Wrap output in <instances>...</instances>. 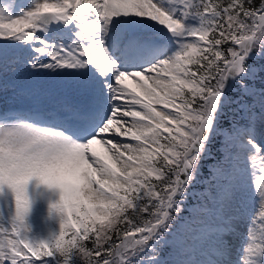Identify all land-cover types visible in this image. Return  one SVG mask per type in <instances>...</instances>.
Here are the masks:
<instances>
[{"label":"snow or ice","instance_id":"obj_1","mask_svg":"<svg viewBox=\"0 0 264 264\" xmlns=\"http://www.w3.org/2000/svg\"><path fill=\"white\" fill-rule=\"evenodd\" d=\"M81 262L264 264V0H0V264Z\"/></svg>","mask_w":264,"mask_h":264},{"label":"rangeland","instance_id":"obj_2","mask_svg":"<svg viewBox=\"0 0 264 264\" xmlns=\"http://www.w3.org/2000/svg\"><path fill=\"white\" fill-rule=\"evenodd\" d=\"M5 95L7 94L5 93ZM8 99L9 97L5 98L4 99L5 102H7ZM18 102L19 103H33V101L30 98H22ZM43 102L46 103L47 100H44ZM208 163H211V162L207 161L205 163V166H207ZM204 177L205 176H203L201 173L199 182L197 184L201 185L203 182H206ZM195 186L190 188V196H189V206L190 207L192 205L197 204V202L200 199V194L203 192L201 188L198 189V191H196ZM28 191L33 201L32 209L28 216V223L31 225V228H32L34 220L36 221V223L40 224L39 233L36 236L37 237H47L52 232H58L60 228L61 215L55 211L50 212V205L52 203L59 201L60 195H61L60 190L58 188H49L46 185L40 184L36 178H33V180L29 182ZM256 207H257L256 203L253 202L252 208L255 209ZM187 215L188 213H185V216ZM33 232H35L34 228H33ZM31 235H34V233L31 232ZM233 243L236 246V248H239L238 241H233Z\"/></svg>","mask_w":264,"mask_h":264},{"label":"trees","instance_id":"obj_3","mask_svg":"<svg viewBox=\"0 0 264 264\" xmlns=\"http://www.w3.org/2000/svg\"><path fill=\"white\" fill-rule=\"evenodd\" d=\"M228 115L229 116H231L232 115V113L231 112H229L228 113ZM230 122V121H229ZM227 126V125H226ZM217 155V149L214 147L213 148V150H212V157H215ZM212 161H214V160H212L211 158L209 159V162H212ZM208 168H207V166H205V167H203L202 168V170H201V173H202V175L203 176H205V179H207L208 178ZM196 187V186H195ZM195 189H197V188H195ZM187 213V212H186ZM39 227H40V224H38V223H36V221L34 220V222H33V225H32V232H33V228H34V230H35V232H33L34 233V235L36 236V235H38V233H39ZM92 245H91V243L89 242V247H91ZM81 264H83V262H81Z\"/></svg>","mask_w":264,"mask_h":264},{"label":"bare ground","instance_id":"obj_4","mask_svg":"<svg viewBox=\"0 0 264 264\" xmlns=\"http://www.w3.org/2000/svg\"><path fill=\"white\" fill-rule=\"evenodd\" d=\"M6 94H7V95L4 96V99H5V98H8V97L11 95V93H6ZM48 101L50 102V104L52 103V101H50V100H48Z\"/></svg>","mask_w":264,"mask_h":264}]
</instances>
